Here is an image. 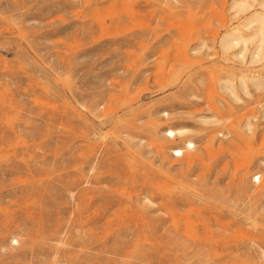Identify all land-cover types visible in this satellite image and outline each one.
Segmentation results:
<instances>
[{"label": "rangeland", "instance_id": "rangeland-1", "mask_svg": "<svg viewBox=\"0 0 264 264\" xmlns=\"http://www.w3.org/2000/svg\"><path fill=\"white\" fill-rule=\"evenodd\" d=\"M0 264H264V0H0Z\"/></svg>", "mask_w": 264, "mask_h": 264}, {"label": "bare ground", "instance_id": "bare-ground-1", "mask_svg": "<svg viewBox=\"0 0 264 264\" xmlns=\"http://www.w3.org/2000/svg\"><path fill=\"white\" fill-rule=\"evenodd\" d=\"M262 21V20H261ZM263 23V22H262ZM233 41H235V40H233ZM262 45V44H261ZM259 56V53H257V57ZM182 130V129H181ZM183 131V130H182ZM184 133H186V132H184ZM166 135H167V137H170L171 139H175L177 136H182V137H184L183 135V133L181 132V131H179V132H175V131H173V130H168L167 132H166ZM185 144L187 145V147L188 148H192L193 147V143H190L189 141H185ZM174 152L175 153H177V156H182L183 155V150L182 149H176V150H174ZM153 203V202H152Z\"/></svg>", "mask_w": 264, "mask_h": 264}]
</instances>
